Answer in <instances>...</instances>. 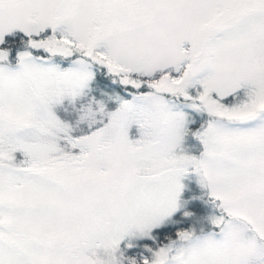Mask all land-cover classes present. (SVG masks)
<instances>
[{"label":"snow or ice","instance_id":"1","mask_svg":"<svg viewBox=\"0 0 264 264\" xmlns=\"http://www.w3.org/2000/svg\"><path fill=\"white\" fill-rule=\"evenodd\" d=\"M0 264H264V0H0Z\"/></svg>","mask_w":264,"mask_h":264}]
</instances>
